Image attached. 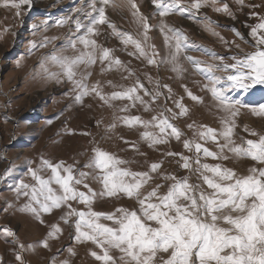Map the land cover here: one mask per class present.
Here are the masks:
<instances>
[{
	"label": "snow or ice",
	"instance_id": "snow-or-ice-1",
	"mask_svg": "<svg viewBox=\"0 0 264 264\" xmlns=\"http://www.w3.org/2000/svg\"><path fill=\"white\" fill-rule=\"evenodd\" d=\"M152 3L161 18L187 13L195 20L193 10L199 11L200 8L207 6H211L215 12L232 16L227 4L217 7L218 0H192L187 6H183L181 0H152ZM236 3L243 6V0H236ZM25 5H30V0H0V7L14 9L16 16L22 15L21 9ZM90 7L92 11L86 13L87 24L80 20L75 21L76 32L79 33L82 28L85 32L69 40L68 47L71 48L73 55H66L67 48H62L50 56L43 57L35 74L41 79L55 80L58 83L66 80L73 86L74 99L77 103L82 102L84 97L93 95L109 107L112 106V101H129L130 104L121 107L120 112H127L137 103L148 112L151 110L150 103H155L162 95L159 91L161 87L159 81L156 82V89L153 92L144 88L137 79L133 85L110 94L101 91L99 82L91 86L87 83L92 75L90 69L97 61L102 66L101 74L123 68L128 72V77L134 75L119 58L112 56L113 50L98 46L92 39L97 34L96 26L107 24L125 49L129 45L135 49L127 53L129 56L142 58L149 66L166 63L177 78H182L188 70L182 63V60L186 61L194 74L206 81L204 90L210 93L217 111L223 113L219 118L221 124L219 131L206 125H200L198 129L194 124H188L187 127L193 130L194 137H198L204 143L215 144L217 150L210 151L195 139H184L183 148L188 152H194V157L171 151L163 155L178 157L182 161L180 167L197 174L198 179L211 191H205L199 183H189L187 176L177 178L173 175H164L162 179L172 181L167 192L160 195L159 189L162 185L158 184L144 195L142 189L153 178L152 173L161 168L162 162L150 164L148 171L134 172L121 167L128 161L94 146L91 157L84 164L90 171H81L78 176L73 174V166H65L63 161L53 164L41 158L38 169L29 168L28 171L38 187L23 183L17 187L18 196L22 192L29 198V202L19 210L39 220L41 213L50 214L54 209L67 205L69 211L61 219L67 223L68 217H76L75 240L81 243L90 241L99 248L102 254L90 252V255L101 264H264V135L245 125L243 130L257 139L245 140L241 137L239 144L233 139L240 109L247 108L253 117L264 118V102L256 105L247 104L230 95L233 92L246 94L257 88L264 89V17H259V23L251 26L249 36L254 43L249 46L255 50L250 53L225 58L206 48L197 49L211 57L212 63L186 55L188 49L195 46L188 43L187 37L179 29L171 27L162 19L160 31L168 48V56L157 61L154 57L158 53L148 36L152 26L147 18L140 14L135 0H100L99 7L95 2ZM106 7L114 10L127 8L134 21L142 28L140 33L142 39L116 31L115 26L107 20ZM205 21L204 30L223 41V37L213 30L212 21L207 18ZM67 22L61 20L58 23L59 26H63ZM231 31L243 40L236 29ZM223 42L226 45L228 43ZM35 46L30 44V48ZM236 47L239 48V45ZM225 59L232 62L226 63ZM17 64L19 65V62ZM52 68L58 71H53ZM148 79L151 83V77ZM108 83L115 87L111 81ZM163 87L171 93L168 85ZM182 87L193 102L203 103L202 98L193 95L186 85ZM140 92L150 100L145 101L139 95ZM168 98L170 96L165 99ZM174 104L179 109L178 114L166 109L161 110L159 116L153 115L151 120H143L139 116H124L118 119L123 126L130 129L137 126L145 129L140 136L150 148L168 144L170 139L179 142L183 133L171 123L165 111L171 113L172 119H179L188 113V109L180 100L174 101ZM116 126V123H112L106 131H111ZM149 128L158 129V132H149L147 131ZM131 150L138 151L135 145H132ZM202 157L216 161L249 159L254 164L248 168V175L238 176L234 169L221 163H202ZM193 163L196 165L194 169ZM42 169L50 170L51 176L48 179L38 175ZM89 178L101 185L100 191L93 190L86 183ZM52 184L59 186V192L51 187ZM78 185H82L87 191H79ZM121 195L135 201L138 207L132 209L116 207L111 212H98L92 208L97 199L120 198ZM69 201L84 205L86 210L72 208L67 203ZM101 220L110 221L113 226H106L99 222ZM60 231L57 225H52V231L48 232L41 246L47 248L48 239L55 238ZM5 232L9 236L14 235L7 229ZM24 247L23 244L20 245L21 249ZM112 250L119 252L118 258L110 254ZM69 252L72 253V250L69 249ZM159 253L167 254L166 258L158 256ZM16 260L23 264L19 254L16 255ZM61 264L68 262L62 261Z\"/></svg>",
	"mask_w": 264,
	"mask_h": 264
},
{
	"label": "rangeland",
	"instance_id": "rangeland-1",
	"mask_svg": "<svg viewBox=\"0 0 264 264\" xmlns=\"http://www.w3.org/2000/svg\"><path fill=\"white\" fill-rule=\"evenodd\" d=\"M93 2L97 7L100 6V0H30V5L22 7L20 16L15 15L14 9L0 7V264H20L16 260L17 254L22 257L23 264H61L62 261H67L68 264H101L90 255V252L102 254L99 248L90 241L81 243L75 240L76 217H68L67 223L61 219L69 211L67 205L54 209L50 214L41 213L39 220L19 210L29 202V198L22 192L18 196L16 189L21 183L38 187L28 169H38L41 158L53 164L63 161L65 166L72 165L73 174L78 176L81 171H90L84 167V164L88 162L92 148L95 146L128 161L121 167L129 168L134 172L148 171L150 164L162 162L161 168L152 173L153 178L142 189L144 195L158 184L162 185L159 194H165L172 181L162 179L164 175H173L177 178L187 176L189 183H199L205 191H211L203 185L202 180L198 179L197 174L180 167L182 161L178 157L163 155L171 151L194 157V152H188L183 148L184 139H195L210 151L217 150L215 144L204 143L198 137H194L193 130L187 127L188 124H194L198 129L200 125H206L219 131L221 129L219 118L223 113L217 111L210 93L204 90L206 81L194 74L186 61L182 60V63L188 70L182 78H177L166 63L149 66L142 58L129 56L127 53L135 49L131 45L125 49L113 29L107 24L96 26L97 34L92 39L98 46L113 50L112 56L119 58L134 75L128 77V72L123 68L101 74L102 66L97 61L90 69L92 75L87 83L91 86L99 82L101 91L110 94L133 85L137 79L144 88L153 92L156 89V82L159 81L161 86L159 91L162 95L155 103H150L151 110L148 112L144 111L139 103L135 107H130L127 112H120L119 109L130 104L129 101H112V106L109 107L93 95L86 96L82 102L77 103L74 99L73 86L66 80L58 83L55 80L41 79L35 74L43 57L50 56L62 48H67L66 55H73L71 48L68 47L69 40L85 32L83 28L79 33L76 32L75 21L88 23L86 13L92 11L90 5ZM181 2L183 6H187L192 0H181ZM135 3L139 7L140 14L146 17L152 26L148 36L158 53L154 57L157 61L168 56V48L160 31L162 19L171 27L179 29L187 37L188 43L195 46L190 47L186 55L212 63L211 57L197 49L206 48L225 58L250 53L255 50L249 46L254 43L249 36L251 26L259 23V17H264V0H243V6L237 4L236 0H218L217 7L227 4L232 16L215 12L211 6H207L200 8L199 11L193 10L195 20L187 13L161 18L152 0H135ZM254 5L256 7H253ZM253 13L258 15L253 16ZM106 17L115 26L116 31L142 39L140 35L142 28L134 21L127 8L114 10L106 7ZM205 18L212 21L213 30L223 37V41L228 42L227 45L204 30ZM61 20L68 22L59 26L58 22ZM232 29H236L243 40L237 37ZM30 44L36 46L30 48ZM236 45H239V48ZM215 62L219 63V61ZM225 62L232 61L225 59ZM104 66H107V62ZM52 70L58 71L56 68ZM124 77L128 78L124 79ZM109 81L115 87L110 86ZM164 85L171 88V93L163 87ZM182 85H186L193 95L201 97L203 103L193 102ZM139 95L145 101L150 100L143 92ZM230 95L247 104L256 105L264 102V89L260 88L246 94L233 92ZM169 96L170 98L165 99ZM176 100L181 101L188 109V113L179 119H172L171 113L167 111L165 115L169 116L171 123L183 133L179 142L170 139L168 144L150 148L140 136L145 129L139 126L130 129L123 126L118 119L124 116H139L143 120H151L153 115L159 116L160 111L166 109L178 114L179 109L174 104ZM112 123H116V128L106 131ZM236 124L233 139L238 144L241 142V137L245 140L257 139L243 130L245 125L264 135V118L253 117L247 108L240 109ZM147 131L158 132V129L149 128ZM132 145H135L138 151L131 150ZM201 162L221 163L225 167L234 169L238 176L248 175V168L254 164L249 159L216 161L203 157ZM255 166L260 167V165ZM195 167L193 163V169ZM38 175L48 179L51 172L42 169ZM86 183L95 191L101 190V185L92 178ZM51 187L59 192L58 185L52 184ZM77 188L79 191H87L82 185H78ZM67 203L77 210H86L84 205L75 201ZM116 207L132 209L138 206L135 201L128 200L122 195L120 198L97 199L92 205L93 210L98 212H111ZM99 222L113 226L110 221ZM52 225H57L61 231L55 238L48 239L47 248L42 247L41 242L45 240L48 232L52 231ZM5 229L14 235L9 236ZM21 244L25 246L23 249L20 248ZM69 249L74 254L70 253ZM110 254L117 258L120 255L116 250H112ZM158 256L166 258L167 254L159 253Z\"/></svg>",
	"mask_w": 264,
	"mask_h": 264
}]
</instances>
